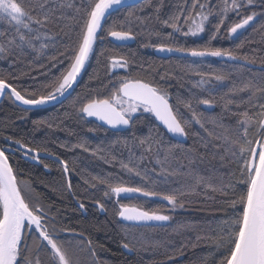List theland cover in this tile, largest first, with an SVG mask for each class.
<instances>
[{
	"label": "trees",
	"instance_id": "trees-1",
	"mask_svg": "<svg viewBox=\"0 0 264 264\" xmlns=\"http://www.w3.org/2000/svg\"><path fill=\"white\" fill-rule=\"evenodd\" d=\"M21 2L27 3L29 0H21ZM31 2L35 3V0ZM48 2L56 9V16L63 13V17L56 23H49L45 28L40 29V39L33 41L36 50L25 48L21 52L17 49L14 56L0 59V74H10L9 82L25 95L34 90L44 91V86L61 74L66 65L57 62L64 59L60 53L66 50L64 44L75 40V33L71 32V29L76 28L77 23L73 19L77 15L75 8H62L61 4L71 3L78 6L81 0H48ZM216 2L217 0H213V3ZM183 3L184 0H146L135 9L112 12L103 23V41L95 44L82 78L72 94L59 105L48 109L27 110L15 105L10 94H7L0 104V149L13 150L6 155L18 177L29 185L31 190L26 195L34 202L50 207L51 212L58 216L63 225L73 230L70 231L71 233H83L82 239L79 237L66 240V244L71 242L77 244V248L75 250L70 248V252L78 260V264H89L87 256L90 252L84 243L89 239L97 253L99 264H219L220 250L216 245L220 218L224 216L225 211H232L229 204L223 203L228 197L214 191L212 187L201 185L197 189L198 194L184 198L195 202L185 203L183 208L177 207L175 211L171 210V206L167 205L166 201L158 198H120L121 203L129 205L139 203L145 210H158L172 217L170 221L163 222V227H139L119 221L115 215V210L119 206L116 198L105 197L106 185L93 179L96 175L108 176L117 173L127 179L130 174L121 167L123 161L135 166L141 173L146 171L149 177L157 181L167 179V184L157 185L160 188L181 187L186 181L190 183L191 177L183 175L189 170L204 177L211 176V184L215 186L219 185L221 180L227 182L230 179L229 170L236 168L234 163L229 162L230 157L224 152L222 140L216 139V136L222 135L225 128H235L237 121L243 119L239 113L248 107L246 101L250 92H233V86L243 87L249 81L255 86L264 81V72L212 59L155 57L154 45L159 43L172 47H196L209 43L207 33L200 38L185 37L180 33H174L171 37L167 35L172 29L165 27L162 20L167 19L175 8L183 6ZM220 6L222 7V3ZM156 8H159V19ZM129 11L134 12L135 15L129 16ZM252 11L264 12L259 0L249 9L248 14ZM136 17L142 19L137 20ZM210 19L215 20L216 17ZM235 19L237 18L229 13V20L219 38L210 41L211 46L233 50L242 56H247L251 61L248 63L264 67V19L258 15L254 22L255 27L250 26L238 39L227 37L226 29ZM61 28L64 31H61ZM129 28L135 36L133 44L118 46L109 40L110 29L129 30ZM1 31L9 32L11 38L13 30L10 25L1 24ZM157 32L161 35H157ZM65 33H70L73 41H69ZM46 36L52 39H46ZM42 43L47 47L41 48ZM120 54L129 59L133 76L162 86L169 94L170 102L189 117L191 114L184 104L179 102L190 98L189 90L197 93L201 98L213 100V111L202 110L201 104H194V107L203 113L205 127L201 129L199 125H194L193 131L199 132V135L190 134L185 143L173 147L172 155L163 165L166 169L177 172L176 175L158 176L161 164L156 162L155 148L149 152L140 144V138L148 137L150 129L152 135L156 133L157 124L151 114H137L140 119L132 128L115 133L87 120L78 111L75 104L77 100H84L85 97L97 93L108 94V90L101 87V81L107 82L105 72L109 58L118 57ZM53 57L56 59L53 60ZM190 64H194L195 67H189ZM197 71L223 74L226 79L222 82L210 80L203 86L213 90V95L209 97L200 88L193 86L201 79L200 76L195 75ZM116 72L123 74L124 70ZM161 76L164 79H161ZM204 78L208 79L207 76ZM241 99L245 102H240ZM228 100H232L233 103H227ZM162 135L164 144L161 146L160 160L164 159L170 145L177 144L165 131ZM7 137L38 148L40 153L66 160L70 174L65 175L59 166L50 161L43 162L52 163L53 170L49 173L44 171L37 165L35 159H25L24 154L16 148L17 144ZM78 144H86L90 151L73 147ZM222 155L223 160H221ZM86 179L91 181V184L86 183ZM132 180L137 184L144 183L136 176H132ZM69 183L72 186L71 191L68 189ZM96 201L105 204V215L101 216L91 208L90 205ZM81 203L87 210L86 214L78 206ZM180 225H184L183 229H179ZM197 236L201 239L197 240ZM157 242L163 246H152ZM124 243L129 244L128 249L133 252L132 256L126 255L121 250ZM168 256L173 258L169 260ZM42 257L47 260L43 253Z\"/></svg>",
	"mask_w": 264,
	"mask_h": 264
},
{
	"label": "snow or ice",
	"instance_id": "snow-or-ice-1",
	"mask_svg": "<svg viewBox=\"0 0 264 264\" xmlns=\"http://www.w3.org/2000/svg\"><path fill=\"white\" fill-rule=\"evenodd\" d=\"M144 0H134L128 3L127 0H81L80 4H61V7L75 8L76 28L71 29L75 33V40L72 43L64 44L65 51L60 53L64 59L57 61L66 66L61 74L50 80L44 87V91H32L28 95L22 94L17 87L9 82V75L0 74V95L10 94L15 101L21 105L33 107L45 106L51 101H56L76 84L82 70L90 55L94 52V44L98 39H103V23L110 10L135 9ZM257 0H184L183 6H177L175 11L162 23L165 27L172 29L167 35L173 36L180 33L187 36L197 37L207 33L209 43L204 46L172 47L165 43L154 45L158 52H178L188 57L205 58L216 57L230 61L245 63L251 62L247 56H242L237 52L220 47H213L211 40L219 38L229 20V13L237 19L232 21L227 27V37L239 38L243 35L241 30L247 27H255L259 15L264 19V12L257 13L250 8ZM222 3V7L220 6ZM261 7H264V0H259ZM157 18L159 8H156ZM135 15L129 11V16ZM215 16L212 20L210 17ZM55 17V20H53ZM63 17L56 16V9L48 0H35V3H22L21 0H0V24L7 23L11 26V38L9 32L0 31V59L12 57L16 50L21 52L25 48L35 49L34 40L40 39V29L45 28L49 23H56ZM141 20V17H136ZM130 23V21H129ZM78 29V31H77ZM186 29V30H185ZM61 31H64L61 28ZM157 35L161 33L157 32ZM69 41H73L70 33H65ZM108 35L116 41H129L135 38L133 32L129 30L110 29ZM46 39H52L46 36ZM55 43V41H54ZM63 43V42H61ZM41 48L47 47L45 44ZM103 55V53H101ZM56 58L53 57V60ZM55 63L53 64V67ZM189 67L194 68V64ZM242 67V65H241ZM116 69H123V74L117 73ZM132 67L129 59L120 54L108 60L105 76L107 82L101 81V87L108 90L107 95L97 93L94 96L85 97L84 100H77L75 104L82 117H94L96 121L107 125L111 129H129L140 119L137 113H148L158 122L156 133L140 138V144L145 146V150L151 152L155 148L157 163L161 164L158 176H173L177 172L163 167L173 153V147H179V138H187L190 134L199 135L194 132V125H199L201 129L205 127L202 119L203 113L199 112L194 104L205 105L208 108L213 106L210 98H201L197 93L189 90V99L180 100L184 107L191 114L190 117L170 102V96L166 90L156 83L132 75ZM201 79L194 83V87L200 88L203 93L211 97L213 90L203 87L210 80L222 82L226 79L223 74L195 72ZM207 76L206 80L204 77ZM161 79H164L161 76ZM233 92H250L246 101L248 107L239 113L243 119L238 120L235 128H225L222 135H217L224 145V152L230 157L229 162L234 163L236 168L229 170L230 179L225 182L221 180L219 185H212V177H204L192 170L183 175L191 177V182H185L181 187L160 188L157 185L167 184V179L157 181L148 176L147 172L141 173L135 166H130L121 161V167L130 174L127 179L119 174H109L108 176L96 175L93 177L100 184L106 185L104 189L105 197H116L119 205L115 210V215L122 221L144 222L147 227H163V223L151 225L147 222H168L172 217L158 210H145L141 204L129 205L120 202L121 196L158 198L166 201L175 211L177 207L183 208L185 203H194L192 200L184 198L196 195L197 189L204 185L212 187L214 191L228 197L223 203L229 204L232 211H225L220 218L218 232L219 264H264V81L253 86L249 81L243 87L232 88ZM259 93V94H258ZM240 102H245L241 99ZM227 103H233L228 100ZM142 110V112H141ZM162 125L161 129L159 126ZM224 127L223 125H219ZM170 134L172 138H177V144L170 145L164 155V159H159L161 146L164 144L162 133ZM135 135V133H134ZM13 143L23 149V154L29 159H39V149L33 148L20 140H13ZM207 146V145H205ZM80 147L83 151H90L86 144L73 145ZM31 154V155H29ZM130 151V156H131ZM215 155V154H214ZM203 159V157H201ZM224 156H221V160ZM63 165L65 175L70 174L69 164L66 160L57 157ZM48 165L45 164V168ZM132 176L139 177L144 183L137 184L132 180ZM91 184V181L85 180ZM153 185L149 187V185ZM94 186V185H93ZM242 186V187H241ZM71 183L68 189L71 191ZM31 189L27 182L20 179L16 170L9 162V157L5 151L0 149V264H78V260L70 252L71 245L64 241L78 239L83 233H76L74 237L62 235V233L73 231L63 225L56 214L51 212L50 207H45L43 203L34 202L26 195ZM238 197V198H237ZM97 207L105 210L102 201H96ZM83 208L84 204H80ZM223 211V210H222ZM180 225L179 229H183ZM178 229V230H179ZM201 237L197 236V240ZM162 247L157 242L152 245ZM124 248H129L128 243L123 244ZM88 250L90 255L95 257L97 253L92 248V241L88 240ZM47 260L41 258V254ZM169 260L172 256L167 257Z\"/></svg>",
	"mask_w": 264,
	"mask_h": 264
},
{
	"label": "water",
	"instance_id": "water-1",
	"mask_svg": "<svg viewBox=\"0 0 264 264\" xmlns=\"http://www.w3.org/2000/svg\"><path fill=\"white\" fill-rule=\"evenodd\" d=\"M144 1H146V0H144ZM127 2H128V3H133L134 0H127ZM116 10H119V9L114 8V9L110 10V14H111L112 12L116 11ZM110 14H109V15H110ZM109 15H106L105 19H106ZM104 21H105V20H104ZM104 21H102V23H104ZM254 22H255V21H254ZM254 22H253V23H254ZM249 27H250V26H249ZM249 27H247V29H248ZM247 29H246V30H247ZM0 31H1V24H0ZM241 31L244 32L245 30H241ZM0 37H1V36H0ZM109 40H110L113 44L118 45V46H125V45H130V44H133V43H134V39H133V40H129V41L121 42V41H116L114 38H112V37H110V36H109ZM100 41H101V40H100ZM95 44H96V43H95ZM95 44H94V46H95ZM154 54H155L157 57L162 58V59H167V58H170V57H175V58H185V59H194V60L213 59V60L218 61V62H225V63L234 64V65H239V66L242 65V67H245V68L250 69V70L264 72V67H262V66H256V65H253V64H251V63H245L243 60H241V61H239V62H236V61H230V60H226V59H222V58H216V57L193 58V57L185 56V55H183V54H181V53H178V52H172V53H169V52H158L156 49H155V51H154ZM90 56H91V55H90ZM88 61H89V60H88ZM88 61L86 62V65H85L84 70H82L80 76L78 77L76 84L73 86L72 89L69 90L68 93L65 94V97H60V98H58V100H56V101H51V102H49V103H48L47 105H45V106H38V107H33V106H28V105H21L18 101H15L14 98L11 97L12 100H13V102H14L15 105H17L18 107L23 108V109H27V110H40V109L51 108V107H54V106L59 105L60 103H62L63 101H65V100H66V99L72 94V92L74 91V89H75L76 86L78 85V83H79L80 79L82 78L83 73H84V71H85V69H86V66H87ZM6 95H7V94H6ZM6 95H0V104L3 102V100H4V98H5ZM201 108H202L203 110H207V111H213V110H214V106H212L211 108H208V107H206L205 105H201ZM85 118H86L87 120H91V121L95 122L96 124H98V125L101 126V127H104V128H106V129H108V130H110V131H112V132H115V133L124 132V131L128 130V129H120V130H117V129H111V128H108L107 125H103L101 122L96 121L94 117H85ZM153 119H154V121H155V118H154V117H153ZM155 122H156V124L158 125V122H157V121H155ZM160 127L163 128L162 125H160ZM165 133H166V130H165ZM167 135L169 136V138H171L172 140H175V141L177 142V138H172V137L170 136V134H167ZM186 141H187V138H186V139H185V138H179V143H182V144H183V143H185ZM16 148H17L19 151H21L22 153L24 152V150H23V149H20V148L18 147V145L16 146ZM2 150H4L6 154H7V153H12V152H13L12 149H8V148H4V149H2ZM29 155H31V154H29ZM24 158H25V159H29L26 155H24ZM39 158H46V159H50V160H53V161H56V162L59 163V161L57 160V158H55V157H53V156H51V155H46V154L40 153V152H39ZM135 197H137V196H135L134 194H133V196H131V197L121 196L122 199H131V198H135ZM93 206H94L95 208L99 209V208L97 207L96 204H94ZM99 211H100L102 214L104 213V211H101L100 209H99ZM118 219H119V218H118ZM119 221H120L121 223H123V224H129V225H135V226H145V225H144V222L137 223V222H131V221H122V220H119ZM147 223H148V224H151V225H158V224H161V223H163V222H154V221H153V222H147ZM64 235H67V236H71V237H73V236H75V233H64ZM80 237L82 238V236H80ZM121 250H122L125 254H127V255H129V256H132V254H133V252H132L130 249H128V248H124L123 246L121 247Z\"/></svg>",
	"mask_w": 264,
	"mask_h": 264
},
{
	"label": "flooded vegetation",
	"instance_id": "flooded-vegetation-1",
	"mask_svg": "<svg viewBox=\"0 0 264 264\" xmlns=\"http://www.w3.org/2000/svg\"><path fill=\"white\" fill-rule=\"evenodd\" d=\"M101 40V41H100ZM103 40L102 39H98L97 41H96V43L97 42H102ZM135 41V40H134ZM154 51H155V49H154ZM154 51H153V54H154ZM154 56L155 57H157L155 54H154ZM157 58H159V57H157ZM170 58H175V57H170ZM170 58H167V59H170ZM160 59H162V58H160ZM177 59H185V58H177ZM205 60V59H204ZM213 60V59H212ZM218 62V61H217ZM6 97V96H5ZM64 102V101H63ZM200 108H201V106H200ZM44 109H48V108H44ZM202 109V108H201ZM203 110V109H202ZM205 111H207V110H205ZM40 159V162L37 164L38 166H40V167H42V169L44 170V171H46V172H51L53 169H52V163H47V162H43V161H50V162H53L54 164H56L57 166H59L60 167V169L62 170V172H64L63 171V165H61L60 163H58V162H56V161H53V160H50V159H46V158H39ZM27 160H31V159H27ZM45 164H47L48 165V167L47 168H45ZM122 199V198H121ZM94 204H96V203H93V204H91L90 206H91V208H93V209H95L96 210V212L99 214V215H101V216H103V215H105V210H104V213L102 214L100 211H99V209H97V208H95L93 205ZM79 207H80V205H78ZM80 210L82 211V212H84L85 214H86V212H87V210H86V208L85 207H83V208H81L80 207ZM135 226V225H134ZM140 227V226H139ZM65 233H71V232H65ZM62 235H64V233H62ZM68 237H70L71 238V236H68ZM74 237V236H73ZM81 238V237H80ZM82 239V238H81ZM65 243H66V241H64ZM84 243H85V245H86V247H87V249H88V241L87 240H85L84 241ZM70 245H71V249L72 250H75L76 248H77V244L75 243V242H71L70 243ZM127 255V254H126ZM133 255V254H132ZM129 256V255H128ZM42 259H43V257H42ZM87 259H88V261H89V264H99L98 262V258H97V256H95V257H93V256H91V255H89L88 254V256H87Z\"/></svg>",
	"mask_w": 264,
	"mask_h": 264
},
{
	"label": "rangeland",
	"instance_id": "rangeland-1",
	"mask_svg": "<svg viewBox=\"0 0 264 264\" xmlns=\"http://www.w3.org/2000/svg\"><path fill=\"white\" fill-rule=\"evenodd\" d=\"M203 36V34H201V35H199V36H197V37H195V38H200V37H202ZM182 69H184V66H182ZM119 70H123V69H116V71H119ZM254 71V70H253ZM141 112H142V110H141ZM137 114H139V113H137ZM136 114V115H137ZM116 198V197H115ZM142 198H144V197H142ZM132 199V198H131Z\"/></svg>",
	"mask_w": 264,
	"mask_h": 264
}]
</instances>
